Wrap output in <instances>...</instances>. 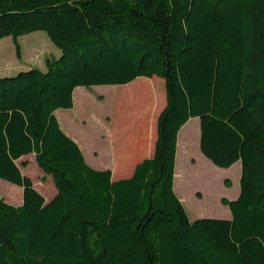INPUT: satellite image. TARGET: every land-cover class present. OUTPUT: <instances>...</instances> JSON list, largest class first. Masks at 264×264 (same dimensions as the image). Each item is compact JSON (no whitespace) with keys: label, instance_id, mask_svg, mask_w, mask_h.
Listing matches in <instances>:
<instances>
[{"label":"trees","instance_id":"trees-1","mask_svg":"<svg viewBox=\"0 0 264 264\" xmlns=\"http://www.w3.org/2000/svg\"><path fill=\"white\" fill-rule=\"evenodd\" d=\"M36 32L61 56L0 77V179L23 189L19 207L0 198V264H264V0H0V41L18 58ZM141 78L165 83L155 153L114 182L56 112L78 88L125 86V154L159 94L131 84ZM193 118L208 160L242 165L239 198L222 201L230 221L192 222L175 194L178 134ZM30 155L52 178L50 201L17 164Z\"/></svg>","mask_w":264,"mask_h":264},{"label":"crops","instance_id":"crops-1","mask_svg":"<svg viewBox=\"0 0 264 264\" xmlns=\"http://www.w3.org/2000/svg\"><path fill=\"white\" fill-rule=\"evenodd\" d=\"M152 83L156 85L158 84V81L153 78ZM159 84L161 85L162 83ZM86 89L87 88H78L75 90L74 108L72 110H59L56 112L59 124L62 130L80 146L88 166L101 172L110 171L114 182L130 179L139 164L154 156L155 144L157 140L158 118L155 123L151 122L147 128L142 125L141 127H138V131H134L133 129V146L131 150L125 151V154H122V151L125 150L123 148H125L124 146L126 142L118 138L119 134L117 132L120 129H115V127L109 128L104 133L100 139L97 151L89 153L85 149L81 139L71 130L72 125L78 124L77 119L83 117L80 113L86 107L85 101H94L93 96ZM117 91L115 96H118ZM60 115H65L66 119L61 120ZM197 137L199 139L198 145H200L201 122L199 118H193L181 129L178 134L174 180L175 194L186 209L190 220L191 216H193L196 220L216 218L218 220L230 221L232 219L231 211L228 206L223 204L222 201L224 199L228 201L237 200L241 193L240 186L237 188V186L232 187L227 185L226 187V183L222 184L221 193L219 196H214V201L219 206V214L215 216L206 215L200 211L196 212L192 209L191 204H203L205 202V198L207 197V190L210 191L211 189H214L218 184L219 180L217 181V177L223 173L227 178L229 177L227 180L230 181L231 173L237 166L239 167L237 176L239 177L241 183L242 165L239 162L230 169L216 168V166L202 154L201 149L198 152L195 150L194 143ZM201 173H203L206 177L207 188L194 183V179L201 176ZM190 181H192L191 184ZM3 188L7 194H2L5 197V199H2H4L8 204L15 205L16 207L23 204L22 192L18 194L16 188L9 184H4ZM53 198L45 199L50 201Z\"/></svg>","mask_w":264,"mask_h":264},{"label":"rangeland","instance_id":"rangeland-1","mask_svg":"<svg viewBox=\"0 0 264 264\" xmlns=\"http://www.w3.org/2000/svg\"><path fill=\"white\" fill-rule=\"evenodd\" d=\"M21 45V57L18 58L16 48L14 46L13 39L11 37L5 38L0 41V77H7L17 74L21 71H28L31 68H39L43 71L47 69V62L49 60L57 59L61 56V51L51 42L48 35L44 32H36L19 39ZM158 81L156 89L158 90V98H152L148 101L144 114L147 116L144 126L147 128L151 122L155 123L160 112L165 108L166 91L165 83L160 78H155ZM160 81V82H159ZM150 83L152 79L141 78L134 81L131 84L136 83ZM159 83H162L161 85ZM129 84V85H131ZM125 86H108V87H93L86 89L92 96L94 101H85L86 107L80 114L83 117L78 118V124L72 125L71 130L76 134L83 142L87 152L97 151L100 144V139L109 128L121 129L123 127V119L128 108H123L119 101H116L115 93L117 89H121ZM152 88L154 86L152 85ZM85 89V88H84ZM63 112V111H62ZM65 115H60V119H66ZM134 131H138V127L133 128ZM66 133V132H65ZM198 137L194 143V148L197 152L200 150ZM27 162L28 167L23 168L22 163ZM21 168L24 176L30 178L34 184L35 189L41 193L45 198L51 199L56 195V189L53 184L51 176H46L42 170L39 169L35 162V156L30 155L17 162ZM218 168V167H216ZM219 169V168H218ZM239 167L237 166L231 173L230 181L227 180L225 174L221 173L217 177L218 184L214 189L208 191L205 202L200 205L191 204L192 209L196 212H203L206 215L215 216L219 214V206L214 201V196H219L222 189V184L226 183L232 187L237 188L240 186V179L237 176ZM46 177L44 181L43 178ZM205 175L201 173V176L194 179L196 185H201L207 188V182ZM191 180V179H190ZM192 181H190V184ZM4 184H10L0 179V198L5 197L7 194L3 188ZM16 188L18 194L23 193V189L13 185ZM3 194V195H2ZM206 196V195H205ZM15 206V205H12ZM216 219V218H210ZM196 219L191 216V221Z\"/></svg>","mask_w":264,"mask_h":264},{"label":"water","instance_id":"water-1","mask_svg":"<svg viewBox=\"0 0 264 264\" xmlns=\"http://www.w3.org/2000/svg\"><path fill=\"white\" fill-rule=\"evenodd\" d=\"M201 220V219H200Z\"/></svg>","mask_w":264,"mask_h":264}]
</instances>
